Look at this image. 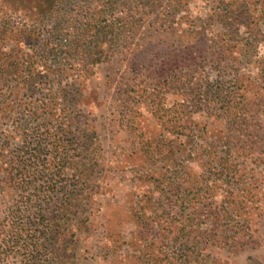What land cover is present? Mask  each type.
I'll return each instance as SVG.
<instances>
[{
    "label": "rangeland",
    "instance_id": "rangeland-1",
    "mask_svg": "<svg viewBox=\"0 0 264 264\" xmlns=\"http://www.w3.org/2000/svg\"><path fill=\"white\" fill-rule=\"evenodd\" d=\"M0 264H264V0H0Z\"/></svg>",
    "mask_w": 264,
    "mask_h": 264
},
{
    "label": "trees",
    "instance_id": "trees-1",
    "mask_svg": "<svg viewBox=\"0 0 264 264\" xmlns=\"http://www.w3.org/2000/svg\"><path fill=\"white\" fill-rule=\"evenodd\" d=\"M235 3H239L238 1H235ZM95 26V27H94ZM104 27H109V25H105ZM93 28H97V24L96 25H93ZM100 59H97V61H94L93 64H96L97 62H99ZM11 75H14V76H17L18 73H15V74H11ZM20 76V80H19V83L18 84H22V85H25L24 83V76L23 74H19L17 78H19ZM35 82H38V84H45L47 81L45 80V77L42 75V76H39L38 79L35 81ZM25 88V86H23V89ZM219 93V92H218ZM231 93H228L227 91L225 90H221V94L219 93V97L221 99V102L222 103H225L226 100L228 99L227 97L231 96L230 95ZM231 108V107H229ZM40 149H38L39 153L35 155V158L37 159H40L44 154H43V151H46L47 150V147L46 146H40L39 147ZM27 153V152H25ZM28 154V153H27ZM26 155L24 154H21V152L17 153V156L16 158L13 159V162L14 163H18V165L16 164H13L14 166H12L13 168L10 167V178L8 179V177L6 178V184H8V186H10L11 188H14L16 190H19L20 189V192L23 194V195H26L27 192L30 190L29 188V184L28 182H26L25 180V177H27L28 175H32L31 174V170L33 171H39V165H32L31 164H26L27 161H31L32 159H34V157H29L27 158V161H23L24 158H25ZM32 156V155H31ZM23 163V164H22ZM36 166V167H35ZM62 170V169H60ZM59 170V171H60ZM35 173V172H33ZM18 174V175H17ZM70 191H68L69 193ZM20 193V195H22ZM51 196H52V192L49 193ZM54 196V195H53ZM52 199V198H50ZM62 204V207H61V211H64V212H71V210L73 209H70L71 207V201H68V200H64V202H61ZM223 219V215H221L220 213L217 215L216 219L213 222V224L216 222L218 224H221V220ZM67 222V221H65ZM56 226V230H57V236L59 235V237H61V240L59 239V241L61 242L62 244V247L66 246L69 242L68 240V237L65 233H67V230L69 228V225L67 223H63V224H54ZM53 225V226H54ZM55 230V229H54ZM54 239V237H52V240ZM54 241V240H53Z\"/></svg>",
    "mask_w": 264,
    "mask_h": 264
}]
</instances>
